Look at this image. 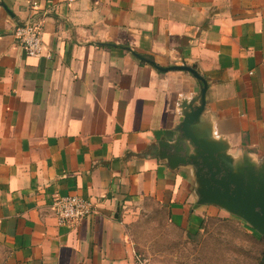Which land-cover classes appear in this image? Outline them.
<instances>
[{"label":"crops","instance_id":"0c3cea01","mask_svg":"<svg viewBox=\"0 0 264 264\" xmlns=\"http://www.w3.org/2000/svg\"><path fill=\"white\" fill-rule=\"evenodd\" d=\"M32 0H0V264H133L135 224L162 210L194 234L239 217L199 202L207 166H264V0H36L43 55L12 32ZM92 212L58 224L53 196Z\"/></svg>","mask_w":264,"mask_h":264},{"label":"rangeland","instance_id":"374dc122","mask_svg":"<svg viewBox=\"0 0 264 264\" xmlns=\"http://www.w3.org/2000/svg\"><path fill=\"white\" fill-rule=\"evenodd\" d=\"M138 254L150 264H264V237L242 217L207 218L194 234L149 210L135 224Z\"/></svg>","mask_w":264,"mask_h":264},{"label":"water","instance_id":"95a60500","mask_svg":"<svg viewBox=\"0 0 264 264\" xmlns=\"http://www.w3.org/2000/svg\"><path fill=\"white\" fill-rule=\"evenodd\" d=\"M200 90L199 106L183 122V132L201 151V164L207 166L203 178L205 188L199 202H222L230 211L244 218L252 228L264 237V166L249 173L243 182L236 176L228 175L226 168L220 166L212 149L200 142L188 131V126L196 118L203 105L205 84ZM264 260V255L262 257Z\"/></svg>","mask_w":264,"mask_h":264},{"label":"built area","instance_id":"2783aa9c","mask_svg":"<svg viewBox=\"0 0 264 264\" xmlns=\"http://www.w3.org/2000/svg\"><path fill=\"white\" fill-rule=\"evenodd\" d=\"M38 2L30 1V16L21 25H16L12 35L16 42L24 49L28 56L39 57L43 55L42 21L44 10L39 12ZM52 216L58 224H72L86 218L92 212V204L88 199L78 195L68 194L53 196L49 205ZM133 264H150L149 261L135 253Z\"/></svg>","mask_w":264,"mask_h":264}]
</instances>
